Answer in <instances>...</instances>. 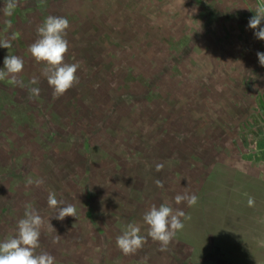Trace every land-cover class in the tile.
<instances>
[{"label": "rangeland", "instance_id": "obj_1", "mask_svg": "<svg viewBox=\"0 0 264 264\" xmlns=\"http://www.w3.org/2000/svg\"><path fill=\"white\" fill-rule=\"evenodd\" d=\"M7 3L0 69L21 57L25 86L0 80V241L30 203L36 251L55 264H264V40L248 27L264 0H16L11 15ZM49 15L68 19L65 62L79 64L59 98L29 52ZM49 192L76 217L55 219ZM185 193L197 203L177 205ZM161 204L185 213L166 251L143 221ZM130 223L146 243L124 255Z\"/></svg>", "mask_w": 264, "mask_h": 264}, {"label": "clouds", "instance_id": "obj_2", "mask_svg": "<svg viewBox=\"0 0 264 264\" xmlns=\"http://www.w3.org/2000/svg\"><path fill=\"white\" fill-rule=\"evenodd\" d=\"M16 7V0H8L6 14L11 15ZM264 7L258 8L255 15L249 19L248 27L256 30L254 35L264 40ZM70 27L66 17L49 15L37 28L38 39L29 46V52L39 63L44 64L42 75L46 77L48 85L53 89V97L59 98L78 83L76 75L79 68L78 63H66L65 55L69 50V42L66 39L67 29ZM0 47L10 49L12 44L9 40H0ZM259 63L264 66V52L256 53ZM4 68L0 69V80L10 77L9 83L24 87L25 85L17 77L23 71L24 61L21 57L8 54L4 58ZM35 85L38 79L33 77L30 81ZM30 99L40 95L38 87L30 88ZM162 164L156 165V170L161 171ZM27 185L39 187L43 180H35L31 177L26 181ZM158 187L163 183L156 181ZM198 197L195 194H178L175 196V203L180 205L186 203L192 206L197 203ZM253 201L250 199L249 204ZM47 204L50 208L56 209L55 219L63 221L65 217H76V209L73 205H64L63 201L56 198L55 192H49ZM185 213L177 208L161 204L159 207L152 205L144 214L143 221L148 225V236L153 241H158L161 251H166L176 232L182 230L184 224L182 217ZM50 223V220H49ZM44 220L41 215L29 203L25 205L24 217L18 221L16 234L10 238L0 241V264H55V258L48 252L37 253L40 247L41 228ZM140 227L135 224H128L121 235L117 236V247L124 255H131L141 249L146 243V237L140 235Z\"/></svg>", "mask_w": 264, "mask_h": 264}, {"label": "trees", "instance_id": "obj_3", "mask_svg": "<svg viewBox=\"0 0 264 264\" xmlns=\"http://www.w3.org/2000/svg\"><path fill=\"white\" fill-rule=\"evenodd\" d=\"M41 1H42V0H37L38 3H40ZM46 1H48V0H46ZM37 6H40V5L38 4ZM124 96H125L124 98H127V99H130V98L132 97L131 94H127V95H124ZM105 119H106V118H103L102 121H105ZM65 140H67L68 142H71V141H72L71 138H65ZM89 145H90V142H88V140H86V141H85V146H88V147H89ZM88 149H89V154H90V156H91V155H92V150H91V148H88ZM260 149H261V153H262V155L264 156V147L261 146ZM262 160H264V157L262 158ZM88 216L90 217V220H91L92 222H94V226L96 227V229H98L97 223L94 221V220H95V214H94L93 210L90 211V213H89ZM100 264H101V263H100ZM103 264H106V263H103Z\"/></svg>", "mask_w": 264, "mask_h": 264}]
</instances>
